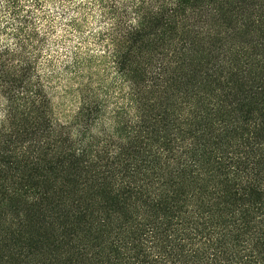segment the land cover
I'll return each instance as SVG.
<instances>
[{
	"label": "trees",
	"instance_id": "trees-1",
	"mask_svg": "<svg viewBox=\"0 0 264 264\" xmlns=\"http://www.w3.org/2000/svg\"><path fill=\"white\" fill-rule=\"evenodd\" d=\"M2 3L0 264H264V0H82L70 123L44 1Z\"/></svg>",
	"mask_w": 264,
	"mask_h": 264
},
{
	"label": "rangeland",
	"instance_id": "rangeland-1",
	"mask_svg": "<svg viewBox=\"0 0 264 264\" xmlns=\"http://www.w3.org/2000/svg\"><path fill=\"white\" fill-rule=\"evenodd\" d=\"M0 0V16L3 18L2 2ZM31 5L30 0H21ZM43 12L49 15L53 22V32L48 38L46 53L43 60H49L51 65L46 66V71L53 74L50 82V99L55 118L63 123L72 122L78 109V98L76 94L78 82L73 80L67 73L73 52L86 54L92 52L99 54L92 43L91 35L98 30L97 17H89L87 24H82L80 33L69 27V19L72 17L73 8L82 0H66L61 5L59 0H43ZM46 64V63H45ZM106 60L98 62V68L94 72V80L101 78L103 70L106 69Z\"/></svg>",
	"mask_w": 264,
	"mask_h": 264
}]
</instances>
